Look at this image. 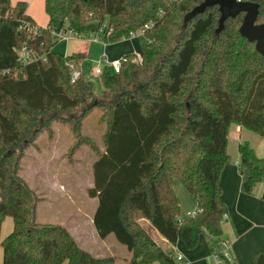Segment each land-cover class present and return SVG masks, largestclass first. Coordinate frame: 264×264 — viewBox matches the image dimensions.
Listing matches in <instances>:
<instances>
[{
	"label": "trees",
	"instance_id": "16d2710c",
	"mask_svg": "<svg viewBox=\"0 0 264 264\" xmlns=\"http://www.w3.org/2000/svg\"><path fill=\"white\" fill-rule=\"evenodd\" d=\"M205 1L45 0L49 22L43 28L27 14V1L0 0L3 264H177L150 229L172 245L184 242L189 250L205 236L223 264H236L221 253L228 209L220 178L230 163L232 126L264 139V47L257 49L240 34L245 14L228 19L220 32L218 6L194 15ZM238 1L258 4L257 23L264 24V0ZM106 21L114 28L110 44L148 28L142 62L130 60L116 75L105 68L97 95L85 76L72 80L69 64L84 57H65L53 48L59 42L55 34L88 39ZM24 46L38 58L28 65L19 62ZM96 108L107 124L104 152L82 132ZM55 121L69 124L76 137L73 152L88 145L97 153L89 190L98 200L94 226L101 239L114 235L128 249L127 261L96 256L65 227L36 222L39 198L19 175L21 161L40 133L53 134ZM238 152L242 192L252 195L264 184V158L248 142ZM175 180L197 200L195 216L181 217ZM7 217L14 228L1 240ZM255 264H264V255Z\"/></svg>",
	"mask_w": 264,
	"mask_h": 264
},
{
	"label": "rangeland",
	"instance_id": "374dc122",
	"mask_svg": "<svg viewBox=\"0 0 264 264\" xmlns=\"http://www.w3.org/2000/svg\"><path fill=\"white\" fill-rule=\"evenodd\" d=\"M18 1L20 0H11L12 4H16ZM24 1L28 2V13L33 17L36 24L39 27L46 28L49 20L45 10V0ZM65 34L70 37L69 41L59 40L55 45L54 51L65 56L75 51H85L88 49L91 57L90 61L87 60L84 63L86 70L91 71L103 54L109 59H115L124 55L122 51L125 41L116 42V45L113 46H105L102 41L97 40L95 42L91 39L79 38L70 32H66ZM135 40L139 41L140 45L146 42V38L143 35H140L137 39L135 38ZM93 83L95 91L99 92L101 89L99 79L93 78ZM102 116L103 111L101 109L96 108L92 110L83 122L82 132L85 137L90 138L96 144L101 152H104L103 137L107 131V124L102 121ZM52 128L57 131L58 150L56 151L57 155L52 157L51 164L47 163L48 159L38 158V153L42 147L52 146L51 139L48 137L50 134L48 135L44 131L40 133L34 144L25 151L27 156L25 155L26 157L22 159L19 175L28 183L37 197L40 194L42 197H45V202L37 214L36 222L59 225L60 220L69 219L73 214L78 213L77 211L80 207L91 211L98 205V201H93V198L89 195V190L94 187L93 168L98 155L88 145H82L73 152L72 146L76 142V137L73 135L68 123L55 121ZM243 132L244 137L242 140H231L229 143L230 166L235 167L236 162L240 160L238 145L243 142H248L255 150L257 156L264 158V139L250 130L244 129ZM263 187L264 184H261L257 189L261 190ZM184 191L187 193L186 190ZM181 217L185 218L182 216V209ZM144 226L148 228V225L144 224ZM150 230L153 238L162 245L157 232L152 229ZM3 233H5V230ZM110 238V241L113 243V249L110 251L108 248L101 255L106 257L115 256L119 263L127 261L128 259L125 257L131 256L128 249L120 244L114 235H111ZM166 249L171 251L169 246ZM172 250L177 255L173 248ZM177 262L179 264L183 263Z\"/></svg>",
	"mask_w": 264,
	"mask_h": 264
},
{
	"label": "crops",
	"instance_id": "0c3cea01",
	"mask_svg": "<svg viewBox=\"0 0 264 264\" xmlns=\"http://www.w3.org/2000/svg\"><path fill=\"white\" fill-rule=\"evenodd\" d=\"M27 14L33 19L28 13V10ZM122 41H125L124 49L122 51V54L124 55L122 56L141 54L142 45H140L139 41H136L135 39H125ZM95 42H97V40ZM108 45L113 46L116 45V43L107 44L106 46ZM72 54H81L86 61H90L91 53L88 49L85 51H75L69 55ZM95 93L101 94L102 88L99 92L95 91ZM52 129L53 134L51 136L47 132L49 135L48 137L51 139L52 146L42 147L38 153V158H43L44 160L48 159V164H51V159L57 155L56 151L58 150L57 131L54 128ZM244 129L245 128L240 126H232L229 143L231 140H242L244 137ZM25 155L24 158L27 156ZM239 161L236 162L235 167L230 166L229 164L226 165L220 178V187L222 190L221 200L228 209V213L223 221V223L226 221L223 224V243L229 247L230 258L233 259L236 264H255L257 258L260 255H264V200L261 197L264 187L261 190L256 189L252 195H247L242 192V177L239 171ZM40 179L42 178L40 177ZM181 185L182 184L178 180H175L174 189L177 196L181 198L182 216L187 218L198 210V202L188 193L184 186ZM183 189L186 190L187 193ZM61 191L66 192L64 190ZM38 197L39 202L37 204L36 217L41 206L45 202V197H42L41 194ZM92 200L95 201L97 198H93ZM96 209L97 206L91 211L87 210V208L80 207L77 211L78 213L73 214L69 219L60 220L59 225L65 227L71 233L81 248L96 256L104 257L101 254H103L105 250H108V248L111 251L113 249V243L110 241V236L106 239H101L99 237L93 221ZM142 224L149 225L147 221H142ZM13 228V219L7 217L2 225L1 240H4L13 231ZM4 230L5 233H3ZM157 234L159 235V233ZM158 237L166 251H168V249H166L167 246H169L172 252V248L176 251L177 255L173 252L176 262L179 261L177 259L178 255H181L183 256V260L179 262H183L182 264H216L214 257L216 251L212 249V245L205 236L199 238L197 247L192 250H189L182 241H179L176 245H172L160 235ZM223 249H225L224 246H222L221 250ZM130 257L126 256L125 258L130 259ZM0 264H3L2 247H0ZM177 264L179 263L177 262Z\"/></svg>",
	"mask_w": 264,
	"mask_h": 264
},
{
	"label": "built area",
	"instance_id": "2783aa9c",
	"mask_svg": "<svg viewBox=\"0 0 264 264\" xmlns=\"http://www.w3.org/2000/svg\"><path fill=\"white\" fill-rule=\"evenodd\" d=\"M147 28L148 27L143 28L137 32H131L129 39L138 38L140 35H143L145 37V32H146ZM29 29H30V32H34V33L37 32L36 28L29 27ZM70 33H72V32H70ZM113 33H114V28L109 25L108 21H106L102 24V26L100 27V29L97 33L90 34L89 37H87V38L95 40V41L100 40L106 46L107 44H110V43H107V40H108V38H110L112 36ZM72 34H74V33H72ZM74 35H76V34H74ZM55 36L58 40L69 41V39H70V37L67 36L63 32H61L59 34H55ZM76 36H78L79 38H84V37H81L79 35H76ZM18 56H19V62L22 65H28V64H30V63H32L38 59L35 52L28 46H24L21 50H19ZM67 56L68 55H65V57H67ZM130 60L135 62V63L142 62V56H141V54H134V57L129 58L128 55H125V56H122L120 58L110 60L105 54H103L100 57V59L98 60L96 66L94 68H92L91 71L86 70L84 68V63L86 61L85 59L79 63H78V61H73L69 64V67L72 71V80L73 81H76V80L80 79L82 76H85L86 80L90 79L89 81L93 82V78H97V79L100 78V76L103 74L105 68H109L111 70V73L114 75L119 74L121 72L123 65L128 63ZM198 212H199V210L195 211L190 216H195ZM190 216H188V217H190ZM222 246L225 247V249L221 250L222 256L225 259L233 261V259L230 258L229 247L224 243H222ZM214 257L216 260V264H223V259L218 254L215 253ZM177 259L179 261H181V260H183V256L178 255Z\"/></svg>",
	"mask_w": 264,
	"mask_h": 264
},
{
	"label": "water",
	"instance_id": "95a60500",
	"mask_svg": "<svg viewBox=\"0 0 264 264\" xmlns=\"http://www.w3.org/2000/svg\"><path fill=\"white\" fill-rule=\"evenodd\" d=\"M218 6L220 20L218 32L222 31L225 23L230 18H236L245 14L240 27V34L249 42H256V48L264 47V24L257 23L259 16V5L251 2L238 0H206L193 14L203 13L207 8Z\"/></svg>",
	"mask_w": 264,
	"mask_h": 264
}]
</instances>
